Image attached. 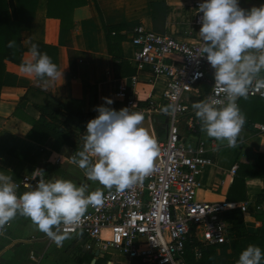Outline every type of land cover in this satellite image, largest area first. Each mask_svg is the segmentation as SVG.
Segmentation results:
<instances>
[{
	"label": "crops",
	"instance_id": "1",
	"mask_svg": "<svg viewBox=\"0 0 264 264\" xmlns=\"http://www.w3.org/2000/svg\"><path fill=\"white\" fill-rule=\"evenodd\" d=\"M152 2L162 3L167 8L166 15L164 17L156 15L154 22L148 7ZM191 2L192 0H87L88 16L76 20L72 29H58L56 32L57 68L62 76L55 81H49L47 85L34 76L22 73L20 66L6 62L0 88V172L11 176L14 182L19 181L22 176L35 177L37 170H43V177H40L45 181L66 179L73 181L77 186L88 185L89 192L97 189L105 191L102 185L88 180L83 170L71 163L74 153L83 150L82 135L86 133L83 124L78 123L73 117L60 118L64 121L65 131L69 133L70 144L54 147L52 139L48 138L41 146L39 156H34L39 146L24 136L30 129L27 119L38 118V113L31 103L38 102L39 97L31 96L29 99L21 97L27 89L36 85L47 92L46 100L54 105L61 104L67 107L70 100L79 101V110L82 113L94 112L96 116L98 113L94 109L101 105L119 111L123 103L116 99L113 93L127 77L120 76L118 62H114L106 52L99 17L107 27H122L119 33L125 39L119 45V60L128 64L133 52L129 38L132 29L137 25L178 39L191 37L187 34L191 30L190 22L193 15ZM238 2L245 10L264 4V0H238ZM41 18L42 14L39 12L30 26L31 30L20 33V43L24 49L21 55L22 63L32 59L28 51L31 40L54 42L51 25L40 24ZM70 64L73 74L70 73ZM128 66L131 68L129 64ZM261 76L264 77V72ZM212 78H214V70L210 75L207 74L206 82L200 84V87H205L207 91L208 83ZM137 80L133 95L139 101L152 100L162 110L165 106L159 94L163 80L146 73H141ZM125 84L130 91L127 82ZM196 94H186L183 101L190 105L201 101L202 96ZM104 97L113 100V104L106 105L102 99ZM14 110H17L15 114ZM242 110L244 109H241V112ZM243 114L246 116L245 113ZM155 121V127L163 136L166 125L165 115L157 116ZM259 125L264 126V122L258 123L257 118L250 119L247 114L246 123L233 147H227L226 144L219 145L217 141L207 137L206 133L201 131V124L198 128L200 138L205 141L204 155L209 158L210 163L202 169L198 177L200 186L196 191V199L247 205L246 214H240L239 219L227 220L229 234L225 242L214 246L215 261L236 264L242 250L233 248V244L240 247L241 243V238L233 235L234 230L240 229L246 234H253L260 225L253 215L264 211V202L256 203V197L264 188V180L244 178L243 184L235 185L234 191L229 194V187L239 163L249 164L254 169H264V131L255 129V126ZM60 131L62 130H57L58 133ZM232 165L236 166L233 175L229 173ZM35 186L32 185L28 189L19 188L16 190L17 195L33 190ZM240 196L241 200H234ZM258 243V240L250 241L243 248ZM95 251L97 250L90 242L79 236L64 239L58 246L44 233L38 231L30 218L19 214L11 220L6 234L0 236V264H87V260L91 258L88 263L90 264L92 260L95 261L104 255L109 257L106 264L113 263L111 254L97 251L98 254L94 256Z\"/></svg>",
	"mask_w": 264,
	"mask_h": 264
},
{
	"label": "built area",
	"instance_id": "2",
	"mask_svg": "<svg viewBox=\"0 0 264 264\" xmlns=\"http://www.w3.org/2000/svg\"><path fill=\"white\" fill-rule=\"evenodd\" d=\"M202 2H191L193 15L191 30L187 32L191 37L178 39L141 25L131 31L129 42L133 52L128 64L134 73L121 81L113 96L122 101V108L142 113L148 122L159 149L152 173L123 192L106 189L101 206H89L77 224L62 225L60 234L79 236L98 252L120 255L126 261L185 264L186 245L194 260L199 259L201 249L225 242L229 228L224 215L228 211L247 213L246 203L199 201L195 197L200 186L198 177L210 160L204 155L205 141L198 133L201 123L183 97L196 94L197 86L206 82L207 74L214 70L206 58L198 57L202 45L198 36L202 13L198 7ZM141 73L163 80L159 98L165 107L172 106L169 114L152 100L139 101L133 95ZM197 73L201 74L199 78ZM214 85L212 78L205 100ZM248 97L264 98V88L253 87ZM160 115L166 117L163 136L155 127V118ZM255 129L261 132L264 126ZM235 170L232 165L229 173L233 175ZM40 176L38 173L35 177L22 176L14 181L16 190L36 185ZM10 224L11 221L0 229V236L6 234Z\"/></svg>",
	"mask_w": 264,
	"mask_h": 264
},
{
	"label": "clouds",
	"instance_id": "3",
	"mask_svg": "<svg viewBox=\"0 0 264 264\" xmlns=\"http://www.w3.org/2000/svg\"><path fill=\"white\" fill-rule=\"evenodd\" d=\"M198 12L202 13L198 57L206 58L214 69L215 85L212 94L194 102L192 109L207 137L233 147L246 123L237 101L247 99L253 87L264 88V4L245 10L238 0H203ZM15 46L14 40L7 44L9 48ZM30 56L29 62L20 65L22 73L45 85L62 76L37 44L31 45ZM102 99L106 105L113 104L107 97ZM170 109L171 105L162 111L169 114ZM94 111L98 116L86 125L83 150L74 153L71 163L83 170L88 180L123 192L152 173L159 154L157 142L144 127L140 112L128 107L117 111L104 105ZM37 172L43 177V170ZM16 189L12 177L0 172V229L19 214L30 218L36 229L58 246L66 238L60 234L61 226L77 224L89 206H101L104 200L101 189L89 192L88 185L77 186L66 179L41 178L33 190L19 196ZM262 258L261 248L250 244L236 264H261Z\"/></svg>",
	"mask_w": 264,
	"mask_h": 264
},
{
	"label": "trees",
	"instance_id": "4",
	"mask_svg": "<svg viewBox=\"0 0 264 264\" xmlns=\"http://www.w3.org/2000/svg\"><path fill=\"white\" fill-rule=\"evenodd\" d=\"M87 0H0V88L2 85V76L4 73L5 63H12L20 66L21 55L24 49L20 43V33L24 30H31L30 26L34 22L37 14L41 12L42 18L40 24L49 23L53 29L54 42L31 40L29 42L28 51L32 44H37L41 53H47L51 57L52 62L57 65V49L55 45V36L58 29L70 30L76 20L86 18L88 16L86 9ZM151 19L154 22L156 15L163 17L167 13V8L159 2H152L148 4ZM101 28L104 34L106 52L114 62H118V70L120 76L128 77L134 73L125 61L119 60V45L124 41V36L119 32L121 26L107 27L103 24L101 18ZM15 41L14 48L7 47L9 41ZM115 64V63H114ZM70 73H74L71 64L69 65ZM38 79V78H37ZM40 80V79H39ZM39 97L38 102H32L31 106L38 113L36 120H29L30 129L25 134V138L36 143L39 147L35 151L34 156L38 157L40 148L44 142L51 138L54 147L61 145H69V133L65 131L64 121L60 118L73 117L78 123L83 124V130L86 131V125L91 120L96 118L94 112L82 113L79 110V101L70 100L69 105L66 107L61 104L54 105L46 100L48 94L40 87L32 85L21 97L22 99H29V97ZM240 110L248 114L250 119L257 118L258 123L264 122V98L248 97L247 99L240 98L237 101ZM17 110H14V114ZM16 116L21 117L16 114ZM21 119H23L21 117ZM63 128V129H62ZM62 130L59 133L57 130ZM259 178L264 180V169H254L249 164L239 163L237 165L236 174L231 181L229 187V194H231L235 185L243 184L244 178ZM242 197L234 198L235 201L241 200ZM264 202V188L261 190L260 195L256 197V203ZM255 203V205H256ZM232 204V203H230ZM253 208V205H251ZM240 213L237 210H230L225 215V220L239 219ZM253 218L259 222V227L253 234H246L240 229H235L233 235L241 238L240 247L233 244L235 250H245L244 245L250 241L258 240L257 247L262 250L264 256V211L253 215ZM214 246H208L201 249L199 259L194 260L190 251L189 245L185 246L184 263L185 264H227V262L215 261L213 254ZM108 256L104 255L101 258L95 259L93 264H106ZM91 258L87 260V264ZM127 264H141L136 260H130ZM263 264V258L261 260Z\"/></svg>",
	"mask_w": 264,
	"mask_h": 264
},
{
	"label": "rangeland",
	"instance_id": "5",
	"mask_svg": "<svg viewBox=\"0 0 264 264\" xmlns=\"http://www.w3.org/2000/svg\"><path fill=\"white\" fill-rule=\"evenodd\" d=\"M181 35H182V33H181ZM189 35H192V34L190 33ZM203 84L204 83H201V85H203ZM201 85L197 86L196 92L199 93L202 96V100H205L207 91H206L205 87H200ZM62 235H64L66 237L65 239L72 237V236L69 237L66 234H62ZM113 255H116V254H112L113 258L110 257L113 263L127 264V261L122 259V258H120L121 257L120 255H117V256H113Z\"/></svg>",
	"mask_w": 264,
	"mask_h": 264
},
{
	"label": "water",
	"instance_id": "6",
	"mask_svg": "<svg viewBox=\"0 0 264 264\" xmlns=\"http://www.w3.org/2000/svg\"><path fill=\"white\" fill-rule=\"evenodd\" d=\"M144 127L149 131V133H150V135L152 137V134H151V131H150V128H149V124H148V122L146 120H144ZM155 159H154V162H155ZM97 254H98L97 251H95L94 252V256H96ZM93 262H94V260H92L90 264H92ZM112 264H117V263H112Z\"/></svg>",
	"mask_w": 264,
	"mask_h": 264
}]
</instances>
